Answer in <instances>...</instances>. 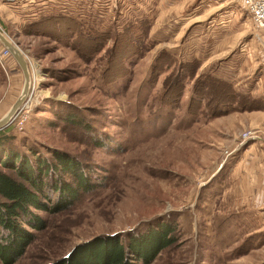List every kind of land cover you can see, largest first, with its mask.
Wrapping results in <instances>:
<instances>
[{"label":"rangeland","instance_id":"374dc122","mask_svg":"<svg viewBox=\"0 0 264 264\" xmlns=\"http://www.w3.org/2000/svg\"><path fill=\"white\" fill-rule=\"evenodd\" d=\"M34 9L26 19L0 10V29L22 52L30 74L23 108L7 126L21 143L70 153L92 169L98 185L67 210L37 211L47 227L26 225L35 238L14 264H46L97 234L139 228L165 214L176 222L177 241L151 264H264V214H257L236 169L244 147L263 133L264 110L211 116L204 103L195 115L187 108L194 81L208 74L245 99L264 100V31L241 1L51 0ZM55 14L75 18L84 33L111 36L126 27L138 32L129 24L145 19L148 38L140 55L126 61L130 73L106 82L112 39L86 58L76 42L24 30ZM164 50L176 62L150 83ZM11 56L0 58V105L7 109L24 84ZM187 62L194 63L193 76L180 71L185 87L178 103L162 105L164 78ZM204 91L226 92L214 84ZM246 131L252 137L243 138Z\"/></svg>","mask_w":264,"mask_h":264},{"label":"trees","instance_id":"16d2710c","mask_svg":"<svg viewBox=\"0 0 264 264\" xmlns=\"http://www.w3.org/2000/svg\"><path fill=\"white\" fill-rule=\"evenodd\" d=\"M129 26L140 31L126 27L114 36L109 32L97 30L84 33L81 30L82 24L75 18L55 14L27 23L24 30L31 34L48 35L56 40L76 42L74 46L83 52L86 58L97 54L103 44L112 39L111 46L106 50L107 66L102 76L106 82H115L130 73L126 61L140 55L144 40L148 38L147 20L143 19L140 23L132 22ZM83 43L89 45L81 51ZM175 62L176 59L169 52L162 51L154 60L148 81L154 83L159 74ZM193 64V62L179 64L178 69L174 68L166 75L160 96L162 105L172 106L178 103L185 87L180 71H185L191 78L193 72L190 66ZM212 84L222 87L226 92L207 95L204 87ZM229 86H231L229 82L210 74L199 75L193 84V95L187 107L188 113L192 115L199 113L203 103L206 104L211 116L237 111L264 110V100L245 99L244 94L235 91L236 94L233 93ZM209 101H212L213 105L208 106ZM69 119L73 120L76 117ZM74 124L84 126L79 120ZM10 126L0 129L1 264H14L23 256L35 238L34 232L30 229L40 231L47 227L46 219L37 211L57 213L67 210L98 185L92 169L73 155L57 148H46L44 151L35 144L21 143L10 131ZM96 145L100 146L101 142H97ZM176 226L171 215L158 216L146 221L139 228L97 234L78 242L68 253L46 264H151L161 250L177 241Z\"/></svg>","mask_w":264,"mask_h":264},{"label":"crops","instance_id":"0c3cea01","mask_svg":"<svg viewBox=\"0 0 264 264\" xmlns=\"http://www.w3.org/2000/svg\"><path fill=\"white\" fill-rule=\"evenodd\" d=\"M51 0H0V10L6 12L7 17L17 16L25 19L32 15V10L39 4H47ZM9 10H12L10 12ZM22 12V15H21ZM12 57V56H11ZM13 58V57H12ZM14 59V58H13ZM15 60V59H14ZM16 62V61H15ZM0 105V118L9 110ZM232 114V113H229ZM259 127L263 133L259 134L260 139L251 140L244 151L240 154L239 164L236 166L241 185L247 193H252L254 206L257 214H264V116L261 118Z\"/></svg>","mask_w":264,"mask_h":264},{"label":"water","instance_id":"95a60500","mask_svg":"<svg viewBox=\"0 0 264 264\" xmlns=\"http://www.w3.org/2000/svg\"><path fill=\"white\" fill-rule=\"evenodd\" d=\"M0 42L3 44V46H5L9 50V53L13 56V58L17 62L24 78V84L20 95L11 104L9 110L0 118V129H3L11 122L12 117L14 116L15 112L22 104V102L24 101L25 97L29 92L30 74L28 70L27 61L25 60V57L23 56L22 52L15 44H13L5 36V34L1 31V29H0Z\"/></svg>","mask_w":264,"mask_h":264},{"label":"built area","instance_id":"2783aa9c","mask_svg":"<svg viewBox=\"0 0 264 264\" xmlns=\"http://www.w3.org/2000/svg\"><path fill=\"white\" fill-rule=\"evenodd\" d=\"M243 7L250 13L253 23L260 29L264 31V0H240ZM0 46H3V44L0 42ZM3 52L0 51V58L2 54L9 53V50L3 46ZM23 103L19 106L17 111L15 112L14 116L12 117L11 121L15 120V116L19 111H21V108H23ZM243 138H249L252 137V134L250 131L243 132ZM263 152H264V145H263Z\"/></svg>","mask_w":264,"mask_h":264}]
</instances>
